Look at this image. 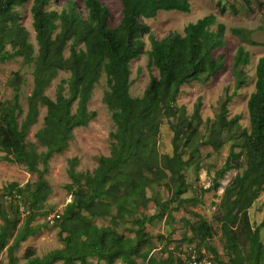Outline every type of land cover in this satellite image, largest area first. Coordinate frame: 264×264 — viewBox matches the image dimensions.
<instances>
[{
    "label": "trees",
    "instance_id": "trees-1",
    "mask_svg": "<svg viewBox=\"0 0 264 264\" xmlns=\"http://www.w3.org/2000/svg\"><path fill=\"white\" fill-rule=\"evenodd\" d=\"M28 0H0V63L21 57L25 64L32 63V89L26 98L27 111L21 122L19 82L17 73L13 79V94L8 100L0 101V150L3 159L20 162L38 180L19 186L17 182L2 188L6 197L19 199L28 194L30 208L25 220L18 225V209L5 210L0 199V252L6 248L8 264H19L14 251L20 243L32 236L38 227L29 222L40 214L39 208L51 189L43 177L47 161L54 153H62L72 139V131L86 126L95 118L96 112L87 108L93 88L102 72L106 76L108 89L102 100L110 111L115 130L110 132L113 139L110 154L101 155L97 166L89 171L74 169L76 158L68 160V174L71 182L66 185L71 200L66 203L59 216L54 218L59 228L61 248L50 250L42 256L27 255L23 264H93L88 257H95L105 264L121 260L136 264L133 257H141L147 264H172L171 257L157 261L140 251L145 237V225L158 218L159 213L142 214L139 206L150 200L147 189L150 183L162 184L170 194L163 203L199 202V197H181L187 191L184 167L191 161L197 147L193 142L197 136L199 105H195L190 117L185 107L177 106L176 97L180 87L192 81L208 80L222 67V55L214 57L213 51L225 45V25L208 14L189 22L182 33L170 31L157 39L143 21L154 18L159 11H189L188 0H120L123 4L122 17L118 25L109 24V11L99 0H83L86 14L82 15L72 0L66 1L58 11L48 9L50 0H32L31 15L35 32L37 54L28 40V31L18 22L15 7ZM247 4L251 0H244ZM219 11L225 7L217 1ZM238 38L244 36L239 28H231ZM148 34L150 43L149 63L157 69V76H150L141 96H131L129 87V62L144 52L142 35ZM255 44V41H252ZM68 47V56L64 49ZM249 52L239 45L233 56L232 74L235 90L245 83L241 67L248 63ZM59 71H68L67 80L56 88L55 98H50L46 88ZM231 95L221 102L219 113L211 122L208 144L219 149L224 135L238 127L239 115L227 117V103ZM39 106H45L43 125L36 130V143L44 150L37 151L35 144H28L25 135L35 122ZM250 129H241L242 149L246 167L235 174L223 189L214 219L227 241L232 264H262L264 244L260 240L262 222L252 227L248 209L261 193H264V56L255 66V86L247 99ZM176 118L175 123L169 121ZM170 124L172 153H160L158 139L163 120ZM189 151L187 158L183 155ZM239 152L231 148L217 176L240 167ZM42 166L40 168L39 166ZM213 188L218 186L214 183ZM17 208V207H16ZM109 217L110 225H97L94 219ZM122 221L132 224L134 236H125L117 230ZM244 233L248 244L245 255L240 253L237 229ZM194 238L211 236L212 227L200 219L192 226ZM200 257H203L195 247ZM209 259V258H208ZM179 264L184 262L179 259ZM211 261V259H210ZM211 264L212 261H211Z\"/></svg>",
    "mask_w": 264,
    "mask_h": 264
},
{
    "label": "rangeland",
    "instance_id": "rangeland-1",
    "mask_svg": "<svg viewBox=\"0 0 264 264\" xmlns=\"http://www.w3.org/2000/svg\"><path fill=\"white\" fill-rule=\"evenodd\" d=\"M66 1L68 0H50L47 8L59 11ZM72 1L76 3L77 10L85 15L87 10L83 6V0ZM99 1L108 8L110 26L118 25L122 17V2L120 0ZM188 1L190 6L188 12L162 10L154 18H145L143 21L149 26L151 34L157 39L163 38L170 31L182 33L186 24L208 14H214L216 20L223 23L226 28L225 45L213 51L214 57L222 55L221 69L208 80L192 81L182 85L176 97L177 106H184L185 115L188 117L192 115L195 105H199L200 119L197 122V136L192 145V147H197V150L194 151L191 161L184 167L183 172L188 187L181 197L197 196L200 200L196 203L184 202L178 206L176 201H173L160 209L157 201L163 203L170 194L163 183H150L147 189V197H150V200H146L145 203L141 204L139 211L147 215L159 213L160 216L154 219L152 223L145 225V237L140 244V251L148 252V257L151 256L157 261L171 257L172 264H179V259L185 263L183 256L188 247L195 246L200 254L211 259L213 264H232L226 246V238L222 234L220 224L214 219V215L217 212V205L222 197L224 187L235 174H240L246 167L245 155L241 146L242 138L238 136V133L243 128H246L247 131L250 129L246 105L250 93L254 91L256 63L260 57L264 56V0H251L249 4L244 0H220V5L225 7L223 12L219 11L218 0ZM31 4L32 0H28L21 6L15 7V11L19 15L18 22L28 31V40L33 45V55L35 56L37 54V44L32 25ZM231 28H239L244 38L240 39L232 34ZM142 40L144 41V52L129 62V78L132 81L129 93L133 97L142 95L151 75L157 76V69L149 63L150 43L147 33L142 35ZM252 41H255V44ZM239 45H243L245 50L249 52V59L248 63L241 67L245 83L235 90L232 63ZM64 55L68 56V47H65ZM32 68L33 64H25L21 57L0 63V101L12 97V82L15 73L20 77L19 102L22 114L18 118L19 122L24 119L27 111L26 98L33 86ZM69 75L68 71H59L46 88L45 93L50 98H55L57 85L62 80H67ZM107 89L106 76L102 72L93 88L91 98L87 102L88 110L96 112L95 118L90 120L86 126L74 128L68 147L62 153H54L48 159L47 169L43 177L51 191L39 208L40 214L29 222L31 227H38V230L34 235L21 242L19 248L14 251L19 264L27 261L29 253L42 256L50 250L63 246L56 221L50 220V217L56 213H61L66 203L71 200V195L66 188V185L71 182L68 174V160L75 157L77 160L74 169L78 172H84L91 171L97 166L99 156L110 154L113 142L110 132L115 130V125L111 119L110 111L102 100L103 93ZM227 95H231V99L227 103V117L239 115L238 127L234 132L224 135L222 146L219 149H213L208 144L209 128L211 122L219 113L221 102ZM45 112V106H39L37 118L25 135L26 142L35 144L37 151L44 150V147L36 143L34 133L43 125ZM169 121L175 123L176 118H170ZM172 135L170 124L167 119H164L158 139L160 153L169 155L172 153ZM231 148L235 153L239 152L238 158L231 160V162L237 161L240 167L217 176L216 171L223 166ZM189 151H185L184 158L188 157ZM3 156L4 152L0 150L1 206L7 211L14 208L18 209V225H20L25 220L31 199L28 194L22 195L19 199L6 197L2 192V188L9 183L17 182L19 186L29 183L31 189H33V184L38 180L39 175L37 172L29 171L20 162L4 160ZM39 167L42 168L41 165ZM214 183L218 184L216 188L212 186ZM154 197L157 201L154 200ZM263 217L264 193H261L248 209V218L251 226L255 227L262 222ZM200 219H205L212 227L211 236L204 239L194 238L192 233V226ZM94 223L97 225L111 224L109 217L94 219ZM1 224L2 220L0 219ZM117 230L125 236H134L132 224L128 221L120 222ZM237 237L238 245L241 248L240 253L245 255L248 251V244L240 228L237 229ZM260 240L264 244V225L260 227ZM133 258L136 264H147L141 257ZM88 259L93 264H105L104 261H98L95 257H88ZM0 264H8L6 248L0 252ZM53 264H62V262L56 261ZM114 264L126 263L116 260ZM262 264H264V260Z\"/></svg>",
    "mask_w": 264,
    "mask_h": 264
},
{
    "label": "built area",
    "instance_id": "built-area-1",
    "mask_svg": "<svg viewBox=\"0 0 264 264\" xmlns=\"http://www.w3.org/2000/svg\"><path fill=\"white\" fill-rule=\"evenodd\" d=\"M58 216L59 213H56L55 215H52L50 217V220H53ZM183 258L185 260L184 264H211L210 259L205 257H200L195 246L188 247V249L185 251V255L183 256Z\"/></svg>",
    "mask_w": 264,
    "mask_h": 264
}]
</instances>
